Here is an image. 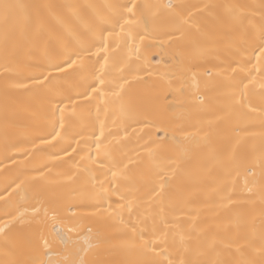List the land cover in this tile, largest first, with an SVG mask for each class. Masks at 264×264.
<instances>
[{
    "label": "snow or ice",
    "instance_id": "snow-or-ice-1",
    "mask_svg": "<svg viewBox=\"0 0 264 264\" xmlns=\"http://www.w3.org/2000/svg\"><path fill=\"white\" fill-rule=\"evenodd\" d=\"M244 7L217 3L141 4L137 0L63 5L0 0L4 26L0 48L6 72L11 70L28 82L6 83L5 94L10 88L32 91L25 106L48 120V135L55 132L53 140L61 137V130L62 138L73 135L78 121L100 120L101 114L105 120L119 116L121 121L134 120L144 125L143 135H136V129L129 134L130 125L123 129L126 138L136 136L139 150L135 156L125 152L116 157L114 153L120 145L112 149L102 145L103 122L100 137L94 141L95 151L89 146L87 154L81 156V160L96 165L103 148L105 159L111 157L106 170L97 169L103 179L90 175L85 189L98 190V202L117 194L123 201L119 210L106 218L114 223L118 220L114 237L80 245L73 234L79 235L76 228L85 217L76 212L62 215L67 209L61 198L40 188L33 193L31 214L6 209L0 217V264H48L38 254L41 241L44 246L50 242L46 232L49 210L72 225L67 234L56 233L63 243L56 264H102L98 259L102 251L122 257L116 264H264V133L259 146L239 142L229 146L218 140L217 130L223 124L239 135L252 126L247 118L255 111L252 104L257 97L264 113V63L259 68L253 63V56L258 63L264 62V8L257 22L256 16L245 12ZM43 9L56 19L57 28L45 22ZM17 21L20 23H14ZM17 27L26 40L14 38ZM25 44L27 58L15 56ZM188 45L207 50L222 48L226 53L215 66L216 72H205L203 89L197 85L182 102L191 105L195 113L215 119L189 125L194 131L179 125L171 137L165 133L153 139V122L139 118L129 96L131 82L139 83L152 76L153 58L149 53L159 48L179 70L177 79L181 85L172 89L170 84V91L183 95L185 75L190 74L193 81L199 76L193 71L195 64H185L183 48ZM9 64L14 67L8 69ZM140 72L146 77L132 75ZM80 151L84 150L72 148L73 153ZM253 153H258L255 161L250 160ZM191 158L207 169L195 190L184 179L185 165ZM23 183L13 180L5 191H24ZM105 184L109 187L105 188ZM200 196L228 214L221 223H208L199 209L190 207ZM9 202L5 199L6 205ZM141 206H146L143 215L135 221L124 220L121 210L126 208L131 214L134 207ZM76 207L96 205L67 206Z\"/></svg>",
    "mask_w": 264,
    "mask_h": 264
},
{
    "label": "bare ground",
    "instance_id": "bare-ground-1",
    "mask_svg": "<svg viewBox=\"0 0 264 264\" xmlns=\"http://www.w3.org/2000/svg\"><path fill=\"white\" fill-rule=\"evenodd\" d=\"M11 2L63 5L88 4L99 2V0H11ZM168 2L197 6L207 3L242 5L245 6L243 9L245 12L256 16L257 22L259 21L261 9L264 8V0H137V3L141 4ZM42 16L50 27L53 29L58 27L56 19L48 13L47 9L42 10ZM22 17L23 13H20L21 21ZM14 23L19 24L20 21ZM3 27V21L0 19V38H2ZM14 38L19 41L26 40V36L19 27H17ZM117 42H119V38H117ZM112 47L115 49V44ZM183 52L185 64H195L196 67L193 71L199 73L196 81L191 79L190 74L185 75L183 80L185 92L183 95L170 91V84L172 89H178L181 85V81L177 79L179 70L173 66V61L165 56L159 48H153L149 53L153 58L151 61L153 64L152 76L143 79L139 83L131 82L129 96L135 105L139 118L146 117L153 122L151 127L153 139L157 136L163 137L165 133L168 137H171L173 130L179 125H184L187 130L194 131L195 129L189 127V125L196 124L197 121L206 122L215 119L210 115L195 113L191 105L182 102L188 98L190 91L196 90L197 85L200 89H203L204 81L207 79L204 75L205 72L208 70L216 72L218 69L215 66L220 59L225 57L226 53L222 48L207 50L199 49L193 45L185 46ZM26 53L27 45L25 44L16 51L15 56L26 59ZM162 56L164 59H161ZM156 61H160V63L157 65ZM253 63H256L259 68L264 62L258 63L257 57L253 56ZM13 67L12 64L7 65L8 69ZM132 75L146 77V73L143 72L132 73ZM6 83L27 84L28 82L17 77L11 70L6 72L3 50L0 48V197H4V199H0V217H3L6 209H18L20 212L31 214L33 205H35L33 193L40 188H44L50 195L61 198L60 202L67 209L62 215L71 216L72 212H76L85 217L76 228L79 235L73 234V238L78 239L80 245L94 244L97 238L114 237L118 220L114 223L106 218L113 211L119 210L118 205L123 201L118 199L117 194L112 196L110 200L106 199L98 202L95 198L98 190L85 189V185L89 183L88 177L90 175L103 179V173L97 171V169L103 167L106 170L108 160L111 157L105 159L103 148L96 165L81 160V156L87 154L89 146L95 151L94 141L96 137H100L101 122L104 123V135L101 137L102 145H108L109 149L120 145V150L114 153L116 157L125 152L135 156L136 151L139 150L136 136L126 138L123 129L126 125H130L127 127L129 134L132 133L133 129H136V135H143L141 129L144 128V125L138 124L134 120L121 121L119 116L109 117L105 120L103 114H101L100 120L93 118L78 121L73 135L62 138L63 130H61V137L53 140L52 136L55 135V132L48 135L51 132V124L48 120L42 116L37 117L31 109L25 106L24 102L32 97L33 92L24 88H10L6 95ZM107 91L109 89H102V92ZM252 108L255 111L247 118L252 126L247 127L245 131L237 135L235 132L226 129L223 124H220L217 126L218 140L229 146L236 145L238 142L248 146H259L262 141L261 133H264V127H261L264 113L261 112L259 97L253 101ZM92 112L94 116V106ZM57 128L59 129L58 124ZM38 137L42 138L43 142ZM144 138L146 140L148 137L145 136ZM129 140L130 142H128ZM77 141L80 143H77ZM69 143L72 148H80L84 151L73 153L72 148L68 147ZM140 143H143V141H140ZM257 155L258 153L251 154L250 160L255 161ZM85 167L88 171H85ZM185 167V182L193 186V190H195V186L200 184L206 176L207 169L195 158H191ZM243 179L244 177L241 175V186ZM13 180H16V183L23 181L22 188L24 191L11 192V189L5 191L6 185ZM104 187L108 188L109 186L105 184ZM9 192H11L10 196ZM5 199L10 201L8 205L5 204ZM70 204H95L96 207L68 209L67 206ZM109 205H111V208H109ZM36 207H39V205H36ZM190 207L199 209L201 215L206 217L207 222L210 224H219L228 215L222 209H218L211 202H208L204 196H200L198 202L191 204ZM145 208L146 206L134 207L131 214L126 208L121 211L125 221H135L139 215L145 213ZM92 213H96V215H92ZM218 213L220 214L219 219H217ZM71 227L72 225L67 219H61L51 210L48 211L46 232L50 242L47 246H44L43 241H41L38 254L41 261L56 264V261L61 258V249L63 248V243L56 237V233L63 232L67 234L68 229ZM98 259L102 264H116L122 257L102 251Z\"/></svg>",
    "mask_w": 264,
    "mask_h": 264
}]
</instances>
